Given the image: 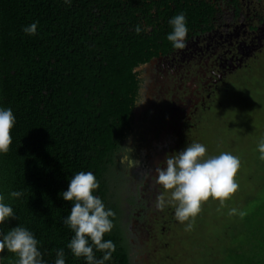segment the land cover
<instances>
[{
  "label": "trees",
  "instance_id": "trees-1",
  "mask_svg": "<svg viewBox=\"0 0 264 264\" xmlns=\"http://www.w3.org/2000/svg\"><path fill=\"white\" fill-rule=\"evenodd\" d=\"M210 2L0 0V108H11L16 118L10 151L0 153V195L15 219L0 231L27 228L39 242L44 264H55L59 249L65 264H87L67 247L75 234L63 221L73 203L61 194L75 174L90 171L100 184L93 195L115 213L104 240L116 251L104 264H136L122 221L127 181L120 156L134 128L142 74L150 61L175 49L167 39L173 17L185 15L187 34L212 27ZM35 22L37 34L27 35L24 27ZM259 189L262 193L244 203L239 233L223 251L226 264H264L263 183ZM12 191L24 195L13 199ZM159 212L157 235L175 208L169 204ZM94 254L103 259L95 248ZM0 257L1 264L18 259L7 250Z\"/></svg>",
  "mask_w": 264,
  "mask_h": 264
},
{
  "label": "flooded vegetation",
  "instance_id": "flooded-vegetation-1",
  "mask_svg": "<svg viewBox=\"0 0 264 264\" xmlns=\"http://www.w3.org/2000/svg\"><path fill=\"white\" fill-rule=\"evenodd\" d=\"M209 4L214 8L208 15L212 27L187 34L184 49L153 59L144 68L150 69L148 75L143 77L145 70L142 74L134 128L124 147L133 143L120 156L127 181L122 206L127 223L123 224L129 226L126 235L134 263L139 257L133 242L142 243L138 248L148 258L150 242L157 237L154 223L160 212L155 203L163 190L154 182L155 168L175 148L181 149V136L192 127L190 120L217 108L221 92L229 86L227 80L246 71L264 46V0Z\"/></svg>",
  "mask_w": 264,
  "mask_h": 264
},
{
  "label": "clouds",
  "instance_id": "clouds-1",
  "mask_svg": "<svg viewBox=\"0 0 264 264\" xmlns=\"http://www.w3.org/2000/svg\"><path fill=\"white\" fill-rule=\"evenodd\" d=\"M70 3V0H65ZM172 31L167 39L175 49L186 47L188 28L184 14H178L170 21ZM38 22L25 26L23 31L27 35L37 34ZM145 28L143 31H150ZM135 31L140 34L142 29L137 26ZM143 104V103H142ZM16 118L11 108H0V153L7 154L12 144L11 132ZM260 159L264 161V140L258 146ZM206 147L198 142L189 144L183 151L168 154L155 168L154 182L162 188L157 196L155 207L163 211L167 205L175 208V218L181 224L186 223L185 231H191L195 218L201 212V206L210 198L220 201L221 207L239 189L236 175L241 167L238 157L228 152L217 156L206 157ZM133 165L138 161H132ZM100 184L92 172H78L69 183L68 190L63 192L62 198L72 202L71 214L63 223L73 232L74 237L67 247L76 258H85L87 264H104L112 259L116 246L111 240H104L105 234L114 228L115 213L107 209L103 201L93 195ZM10 197L21 198L23 191H12ZM167 197V198H166ZM5 197L0 195V225L15 219L13 208L4 203ZM237 209L229 211V215H236ZM241 218L246 213L239 212ZM91 241V243H90ZM38 240L27 228L18 226L6 234L0 231V253L7 250L15 254L16 264H44L42 254L38 248ZM102 252L103 259L97 260L94 254ZM55 264H65L63 249L56 250Z\"/></svg>",
  "mask_w": 264,
  "mask_h": 264
},
{
  "label": "rangeland",
  "instance_id": "rangeland-1",
  "mask_svg": "<svg viewBox=\"0 0 264 264\" xmlns=\"http://www.w3.org/2000/svg\"><path fill=\"white\" fill-rule=\"evenodd\" d=\"M149 70H145L143 77ZM229 80L230 92L221 98L226 100L218 102L210 113L195 115L190 120L192 127L181 136V149L175 148L174 153L198 142L206 147V157L222 152L238 157L241 161L236 175L238 191L223 207L213 198L203 203L191 231H185L187 222L181 224L172 214L166 228L163 224L165 230L150 242L152 251L148 258L140 250L142 243L133 242L132 246L137 248L135 255L139 257L136 264H226L223 251L230 246L232 236L239 233L236 230L241 224L239 212L244 209L248 196L262 193L257 187L262 183L264 187V161L258 150L260 141L264 140V46L246 71H239ZM132 143L127 142L126 149ZM233 208L237 214L229 215ZM168 218L162 219L166 222ZM125 219L123 216V223H127ZM241 240L245 241V237H240Z\"/></svg>",
  "mask_w": 264,
  "mask_h": 264
},
{
  "label": "water",
  "instance_id": "water-1",
  "mask_svg": "<svg viewBox=\"0 0 264 264\" xmlns=\"http://www.w3.org/2000/svg\"><path fill=\"white\" fill-rule=\"evenodd\" d=\"M0 264H1V257H0Z\"/></svg>",
  "mask_w": 264,
  "mask_h": 264
}]
</instances>
